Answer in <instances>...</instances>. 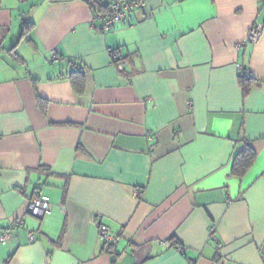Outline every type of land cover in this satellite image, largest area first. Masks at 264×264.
<instances>
[{
	"label": "crops",
	"instance_id": "0c3cea01",
	"mask_svg": "<svg viewBox=\"0 0 264 264\" xmlns=\"http://www.w3.org/2000/svg\"><path fill=\"white\" fill-rule=\"evenodd\" d=\"M96 13L0 0V46L21 58L0 56V264H264V0H148L105 34ZM243 72L263 82L246 96Z\"/></svg>",
	"mask_w": 264,
	"mask_h": 264
},
{
	"label": "built area",
	"instance_id": "2783aa9c",
	"mask_svg": "<svg viewBox=\"0 0 264 264\" xmlns=\"http://www.w3.org/2000/svg\"><path fill=\"white\" fill-rule=\"evenodd\" d=\"M147 2L148 0H111L109 10L105 14L96 16L102 21V24L96 29L100 33L104 34L110 32L115 23L125 22L135 10L145 7ZM261 35L262 27H254L249 32L248 40L256 42L261 37ZM111 54L113 60L117 62V67L120 70H123L125 63L122 60L120 49L113 50ZM53 60L58 61L57 51L53 53ZM243 75L247 76L248 73L243 72ZM28 208L30 214L33 217L42 219L51 213V202L49 197L37 194L29 201ZM16 225H20V223ZM100 235L106 243H112V241H114L113 235L105 225H101ZM28 237L30 242L35 241L34 235L32 233H30ZM9 238V233L5 232L2 234L0 241H5ZM179 250L184 252L183 248L179 247Z\"/></svg>",
	"mask_w": 264,
	"mask_h": 264
},
{
	"label": "trees",
	"instance_id": "16d2710c",
	"mask_svg": "<svg viewBox=\"0 0 264 264\" xmlns=\"http://www.w3.org/2000/svg\"><path fill=\"white\" fill-rule=\"evenodd\" d=\"M88 4L92 5V7L96 8V15L105 14L110 8L111 0H85ZM34 27L33 22H24L22 36L24 37L28 31H30ZM3 53H7L10 57L20 60L21 58L18 56L15 49L6 50L2 46H0V56ZM68 77L72 80L73 86L78 93H83L85 86V71L84 69H73ZM262 81L257 78H252L249 76L241 75L240 84L243 90V94L246 96L250 91L252 85L260 86L262 85ZM257 157V153L255 149L251 145H246L244 150L237 154L233 166L232 173L238 177H244L248 171L252 168L255 163Z\"/></svg>",
	"mask_w": 264,
	"mask_h": 264
},
{
	"label": "snow or ice",
	"instance_id": "6c2138e0",
	"mask_svg": "<svg viewBox=\"0 0 264 264\" xmlns=\"http://www.w3.org/2000/svg\"><path fill=\"white\" fill-rule=\"evenodd\" d=\"M201 3V0H188V6L192 9L195 10L197 6H199Z\"/></svg>",
	"mask_w": 264,
	"mask_h": 264
}]
</instances>
